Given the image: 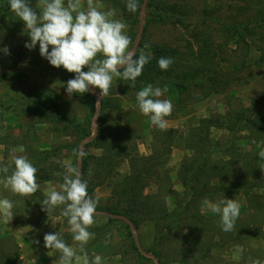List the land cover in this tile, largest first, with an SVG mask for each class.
Listing matches in <instances>:
<instances>
[{"label":"rangeland","instance_id":"1","mask_svg":"<svg viewBox=\"0 0 264 264\" xmlns=\"http://www.w3.org/2000/svg\"><path fill=\"white\" fill-rule=\"evenodd\" d=\"M98 3L102 5L101 11L115 10L114 18L127 25L125 31L133 46L140 10L129 12L126 0ZM2 4L10 10L8 0H0ZM151 4V8L145 9L140 44L187 48V42H193V36L200 33L217 46L215 70L233 76L226 91L208 96L209 87L201 75L192 85L185 83L188 88L182 94L177 93L171 81L155 85L166 89L160 99L173 103L171 115L165 117V130L152 125L149 116L141 113L136 102L138 91L127 88L122 79H113L107 96L100 97L99 89H95L99 97L90 92L94 111L84 94L69 97L66 82L75 74L51 66L40 56L38 43L34 49H26L29 37L17 30L12 16L0 7V49L6 46L9 50L8 54L0 51V166H9L7 174L0 173V181L14 169V157L24 155L38 169L40 185L36 193L24 197L0 182V199L8 198L14 205V216L8 224L0 217V264H59V251L44 247L43 237L47 233H59L66 244L81 254L72 238L68 218L61 214L63 206L47 213L41 206L50 190H60L65 166L78 167V157L73 155V140L78 136L75 128L69 131L71 137L61 136L54 125L45 123L51 114L49 109L38 114L34 110L35 105L52 107L61 101L67 106L68 118L77 126H85L91 118L90 136L99 102L98 125L99 118L106 121L109 128L119 132L125 146L136 144L140 156L148 158L150 164L154 153H159V158H154L159 166L145 179L146 188L139 193L161 199L170 215L180 212L169 235L165 233L159 240L153 223L146 221L132 232L122 218L111 220L97 211L107 204L114 186L130 174L125 161L111 179L89 192L98 201L96 212L100 213L94 215L89 228L95 234L86 245L90 260L100 256L101 264H156L149 256L155 257L152 253H156L159 264H249V258L264 261V160L258 156L264 149V0H154ZM175 4L183 6V13L187 11L190 17L179 18L174 24L165 22L161 16ZM32 5L36 7L37 0H32ZM199 82L202 86H195ZM196 129L204 139L198 152L192 143ZM165 132L168 135L161 138ZM89 142L85 144V156L100 157V145H88ZM50 149H55L53 158L40 154ZM201 156L194 177L184 178L185 169H193ZM92 170L97 172V166ZM45 176L53 179H44ZM184 182L194 185V190L201 194L189 195ZM222 198L240 204V215L231 232L222 231L220 216L203 204L205 199L216 202ZM129 234H135L136 245L147 253H141V257L136 254ZM237 245L242 253L236 251Z\"/></svg>","mask_w":264,"mask_h":264},{"label":"clouds","instance_id":"2","mask_svg":"<svg viewBox=\"0 0 264 264\" xmlns=\"http://www.w3.org/2000/svg\"><path fill=\"white\" fill-rule=\"evenodd\" d=\"M8 3L10 11L27 29L29 41L24 47L32 50L38 43L40 56L51 66L62 67L75 74L74 78L66 82L65 91L69 97L74 93L84 94L95 89H99L100 97L107 96L114 78L129 81V86L135 87L136 79L152 58L144 51L137 57L131 46L132 40L125 31L127 25L114 18V9L101 11L102 5L98 0H37L36 7H33L32 0H8ZM126 8L132 13L139 11L140 0H126ZM149 47L148 44L144 45L145 49ZM0 51L5 54L9 52L6 46ZM173 62L171 57H161L157 61L161 70H167ZM85 67L87 71L82 70ZM165 91L166 89L154 88L152 84H148L136 95L141 113L149 116L150 123L160 130L166 129L165 117L173 111L170 99H160ZM73 155L82 160L85 152L73 150ZM258 156L264 160V149ZM261 170H264V166ZM37 171L26 156H16L11 174L6 175L0 182L13 193L28 197L40 187L37 183ZM8 172V165L0 166V173ZM88 175H92L91 171ZM59 189L49 191L41 202L42 210L47 213L63 206L61 214L68 218L72 238L77 242L76 248L83 255L66 244L57 232L44 235V247L59 251V264H101L100 256L90 260L86 252V245L95 238L89 228L94 223L98 204L88 193V181L83 178L78 167L67 164ZM203 204L212 213L220 216L222 231L234 230L240 215L239 202L222 198L216 202L205 199ZM13 207L8 198L0 199V217L6 224L14 216ZM105 242L107 243V239ZM236 251L242 253L243 249L237 245ZM249 264H264V261L249 258Z\"/></svg>","mask_w":264,"mask_h":264},{"label":"trees","instance_id":"3","mask_svg":"<svg viewBox=\"0 0 264 264\" xmlns=\"http://www.w3.org/2000/svg\"><path fill=\"white\" fill-rule=\"evenodd\" d=\"M149 1L150 2H148L146 10L152 7L151 2L154 0ZM0 7L5 9L12 16L17 30L24 36L28 37L24 26L21 24L20 20L13 16L7 5L2 4ZM182 7L183 6L175 4V6H173L170 10H167L169 12H165L163 16H161V19L166 20L165 22H172L171 24H174L175 20L179 18L180 20L187 18L189 15L187 14V11L183 13L184 9ZM181 8L183 11L180 10ZM121 11L124 10L122 9ZM193 39V42H187V48L185 47L181 49L166 45L151 46L150 48L145 49L144 46L140 44L138 51L136 52L137 57L139 56L140 52L144 50L146 54L150 55L152 58L144 66L142 74L136 79L135 87H130V82L124 80L127 88L140 91L148 84H152L153 87H155V85L158 83L171 81V85L175 87L177 93L182 94L188 88L185 83H187L188 86L192 85L195 78L201 75L205 76L204 78L207 81V87H209V90L206 92V96L226 91L230 86L233 76L230 72H228V75L227 71L225 74H221L215 70L214 65L216 64L217 46H214L215 44L212 42L211 38H208L200 33L198 35H194ZM161 57H171L174 61L167 70H161L158 67L157 61ZM196 85L202 86V83H195V86ZM84 98L88 102H91L92 111H94V97L90 94V92H87L84 93ZM59 103V105L52 104V107H46L42 104L35 105L34 110L38 114L42 110H46V108L49 109L51 114L45 123L54 125V130L59 133V135L61 134V136L66 135L71 137L69 131L75 128L78 136L75 138V140H73V143H75L73 148L78 150L80 142L84 138L90 136L89 129L91 118L87 119L85 126L83 125L82 127L80 124L77 126L74 121L68 118L69 115L67 113V106H64L65 102L61 101ZM104 108L105 100L102 99L101 110ZM44 116L47 117V114ZM102 121L103 119L100 120L99 118L97 136L88 144H99L100 149L102 150V155L100 157L91 158L84 156L82 159L81 173L83 178L88 181V185L91 184V188L88 187V193L91 191V189H95L103 185L108 179H111L117 173L118 168L125 161H127L129 164L130 174L124 177L123 180L119 182V184L114 186L111 197L107 200V204L102 208H97V211L102 212L107 217H111V220L112 218H126L134 226L136 231H138L141 224L146 221L153 223L155 231L157 232V238L159 240L163 239V237H165L167 234L169 235L171 232V227L173 223L178 220L176 216L178 217L180 212L176 211L170 215L164 208L165 203L161 199H157L155 196L142 195L139 193L140 189L143 187L146 188V185L144 184L145 179H148L147 177L150 175L152 170L159 166V164L154 160V158H159V153H154V158L151 159L153 161L150 164L148 158H142L140 156L136 144H130L128 147L125 146L122 143L119 132L113 128H109L106 121ZM198 130L199 129L193 130L196 132L195 137L198 139L196 140L195 138L192 142L196 146V152H198L197 149L199 145L202 143V141H204V139H201L202 135L201 132H198ZM167 135L168 133L166 132L165 135L162 133L161 138ZM165 143L166 139L162 142V144L164 145ZM171 148L172 145L167 147L166 151H170ZM54 153L55 149L40 152V154L45 155L46 158L47 156H50L49 158H53ZM202 159L203 156L199 158V161L195 164L193 169H185L184 178L188 179L191 176L194 177L193 174L195 169H199L198 164L202 162ZM94 165H96L98 168L97 172L92 170ZM89 171L92 173L91 176L88 175ZM44 179L49 180L53 178L45 176ZM184 184L186 186L184 187L187 188L189 195L196 196L201 194V192L194 190V185L191 186L190 184H187V182H184ZM183 210L184 209L179 208V211ZM129 235L131 246L133 247V250H135L136 254L141 257V253H147V250L143 249V247V250H141L136 245L132 235ZM152 254L157 259H160L158 254Z\"/></svg>","mask_w":264,"mask_h":264},{"label":"water","instance_id":"4","mask_svg":"<svg viewBox=\"0 0 264 264\" xmlns=\"http://www.w3.org/2000/svg\"><path fill=\"white\" fill-rule=\"evenodd\" d=\"M148 2H149V0H143L142 5H141L140 17H139V28H138V32H137V35H136L134 44L132 46L135 49V52H137V50L139 48V44H140V41H141V38H142V34H143V31H144V13H145V9L147 7ZM89 87L91 88V86H89ZM90 92L94 96L99 97L96 90L90 91ZM99 114H100V103L98 102L97 103V108H96L95 115H94V117L92 119V129H93V133H92L91 136H89V137H87L86 139L83 140V142L79 146V150H83L84 151L86 142H89V141H91V140H93V139L96 138L97 133H98V117H99ZM78 168L81 171V169H82V160H79V159H78ZM95 214L97 215V214H100V213L99 212H96ZM122 219L125 220L129 224V226L132 229V232H134L135 231V228L130 223V221L127 220L126 218H122ZM133 237H134V239H136L135 234H133ZM149 256L154 259V261H155L156 264H159V262L156 260L155 257H153L152 255H149Z\"/></svg>","mask_w":264,"mask_h":264},{"label":"crops","instance_id":"5","mask_svg":"<svg viewBox=\"0 0 264 264\" xmlns=\"http://www.w3.org/2000/svg\"><path fill=\"white\" fill-rule=\"evenodd\" d=\"M126 222V221H125ZM127 223V222H126ZM129 225V224H128Z\"/></svg>","mask_w":264,"mask_h":264}]
</instances>
